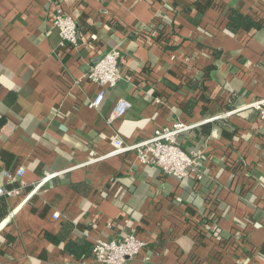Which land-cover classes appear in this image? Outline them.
<instances>
[{"label": "crops", "instance_id": "0c3cea01", "mask_svg": "<svg viewBox=\"0 0 264 264\" xmlns=\"http://www.w3.org/2000/svg\"><path fill=\"white\" fill-rule=\"evenodd\" d=\"M233 12L258 28L230 30ZM113 50L121 79L91 108L87 75ZM263 99L264 0H0V188L17 191L0 198V264H95L66 243L132 232L147 246L127 264H264V125L249 107ZM120 100L131 108L112 119ZM175 123L199 186L114 153Z\"/></svg>", "mask_w": 264, "mask_h": 264}, {"label": "built area", "instance_id": "2783aa9c", "mask_svg": "<svg viewBox=\"0 0 264 264\" xmlns=\"http://www.w3.org/2000/svg\"><path fill=\"white\" fill-rule=\"evenodd\" d=\"M54 26L59 32L63 46L76 48L80 43L79 28L76 21L64 10L59 9L54 18ZM119 52L113 50L91 66L87 75L88 80L99 85L102 90L92 100L90 107L101 106L105 91L114 88L121 79L118 72ZM259 113V120L264 125V99L249 106ZM131 108V104L120 100L116 104L111 117L119 119L125 116ZM190 127L184 124H173L171 127L161 128L155 131L154 136L136 146L124 147L122 143L115 140L116 151L114 153H125L129 150L137 152V156L143 165L155 164L166 175L173 176L178 180L193 178L195 185L199 186L204 175L197 170L200 160L198 154H188L176 144V137L188 130ZM25 174L23 168L14 172H5L4 177L10 182H16ZM16 189L0 188V198L12 197ZM54 219H58L55 214ZM146 242L136 232L128 234L120 241L98 240L93 247V260L95 264H127L136 258L146 248Z\"/></svg>", "mask_w": 264, "mask_h": 264}, {"label": "trees", "instance_id": "16d2710c", "mask_svg": "<svg viewBox=\"0 0 264 264\" xmlns=\"http://www.w3.org/2000/svg\"><path fill=\"white\" fill-rule=\"evenodd\" d=\"M210 5H212L211 2L207 7H210ZM228 27L232 31H250L253 28H258V25L249 18L233 12L229 18ZM6 213L5 203L0 200V219L3 218ZM93 247L94 244L90 242L77 243L70 240L66 243L65 249L67 253L80 262L93 257Z\"/></svg>", "mask_w": 264, "mask_h": 264}]
</instances>
